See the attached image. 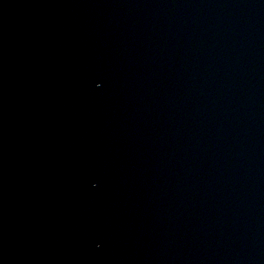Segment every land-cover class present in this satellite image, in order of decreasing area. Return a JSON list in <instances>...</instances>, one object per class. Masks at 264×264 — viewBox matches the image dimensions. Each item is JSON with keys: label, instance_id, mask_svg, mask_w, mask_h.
I'll return each instance as SVG.
<instances>
[{"label": "water", "instance_id": "1", "mask_svg": "<svg viewBox=\"0 0 264 264\" xmlns=\"http://www.w3.org/2000/svg\"><path fill=\"white\" fill-rule=\"evenodd\" d=\"M0 264H264V0H0Z\"/></svg>", "mask_w": 264, "mask_h": 264}]
</instances>
